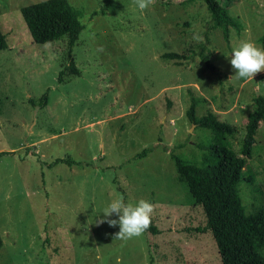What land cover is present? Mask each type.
Segmentation results:
<instances>
[{
  "label": "rangeland",
  "instance_id": "obj_1",
  "mask_svg": "<svg viewBox=\"0 0 264 264\" xmlns=\"http://www.w3.org/2000/svg\"><path fill=\"white\" fill-rule=\"evenodd\" d=\"M41 1L0 0L8 44L0 51V264H220L211 235L192 231L205 216L170 154L198 163L197 145L211 140L185 115L191 96L201 100L197 117L211 111L236 128L238 150L264 71L237 78L228 61L243 40L264 49V0H219L232 22L227 38L203 0H145L143 10L138 0H67L83 29L71 52L79 75L65 72L60 83L66 38L35 44L20 13ZM202 43L219 77L200 60ZM167 52L190 60L162 59ZM44 93L43 109L29 102ZM55 159L80 164L49 168ZM247 175L253 181L239 185L246 214L264 207L263 124ZM117 197L150 203L160 233L124 238L118 226L97 224Z\"/></svg>",
  "mask_w": 264,
  "mask_h": 264
},
{
  "label": "trees",
  "instance_id": "obj_2",
  "mask_svg": "<svg viewBox=\"0 0 264 264\" xmlns=\"http://www.w3.org/2000/svg\"><path fill=\"white\" fill-rule=\"evenodd\" d=\"M203 2L216 25L232 24L219 0ZM20 13L35 44H46L66 38L69 65L59 73L57 81H62L65 72L79 75V71L74 67L71 52L83 29L80 11L67 0H44L22 7ZM226 24L222 26L225 38ZM261 41L264 43V34ZM7 47L6 36L0 29V51L6 50ZM198 55L205 68L219 77L220 73L210 62V54L204 43L200 44ZM161 58L176 64H184L190 60V57L176 52L164 53ZM200 101L199 98L191 96L185 112L192 125L211 134L210 142L197 145L200 151L199 162L170 154L177 180L185 187L191 204L199 206L205 216L204 226L195 227L192 231L211 235L220 264H264V207L246 214L239 195L240 183L253 181L251 175L245 176V167L247 160L252 157L258 127L260 124L264 125V95H259L253 100L254 109L247 115L237 151L233 149L230 141L236 133V128L220 121L211 111L197 117L196 107ZM29 102L43 109L48 102L47 93L40 99ZM150 151L151 148L144 149L137 157H143ZM39 162L42 166L45 165ZM61 163L69 166L80 164L71 159H55L46 165L50 168ZM144 232L152 235L160 233L151 218ZM2 247L0 236V250Z\"/></svg>",
  "mask_w": 264,
  "mask_h": 264
},
{
  "label": "clouds",
  "instance_id": "obj_3",
  "mask_svg": "<svg viewBox=\"0 0 264 264\" xmlns=\"http://www.w3.org/2000/svg\"><path fill=\"white\" fill-rule=\"evenodd\" d=\"M139 9L146 7L145 0H138ZM194 39H200L194 35ZM229 64L237 78L253 79L254 74L264 71V49L256 46L251 40H243L234 47L230 54ZM152 205L144 200L135 204L125 203L122 197L110 201L104 208L103 217L97 224L107 223L110 227L118 226L117 235L131 238L140 235L150 223ZM116 219H109L110 216Z\"/></svg>",
  "mask_w": 264,
  "mask_h": 264
}]
</instances>
